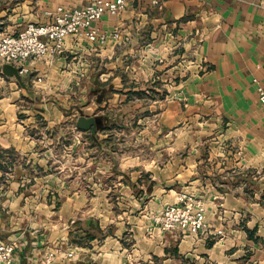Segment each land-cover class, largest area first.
<instances>
[{
  "label": "crops",
  "instance_id": "1",
  "mask_svg": "<svg viewBox=\"0 0 264 264\" xmlns=\"http://www.w3.org/2000/svg\"><path fill=\"white\" fill-rule=\"evenodd\" d=\"M89 1L2 0L0 22L17 32L26 22L47 20L46 10L57 5ZM96 24L118 27L119 37L101 44L68 36L60 52L27 60L29 72L47 71L50 82L69 85L80 66L66 56L103 57V85L96 92L103 91V112L124 99L125 77L138 86L164 80V98L150 102L146 119L137 120L142 129L134 141L144 142V150L106 149L103 159L92 161L96 168L87 181L93 194L78 188L57 209L54 199H36L39 193L5 200L0 240L16 239L15 264H85L89 252L95 264H264V106L254 80L264 83V0H131ZM4 77L0 71V85L10 88L0 86V146L28 154L36 142L24 129L33 124L27 125V114L18 116L19 92ZM40 107L38 113L50 110ZM253 166H260L255 186L249 184ZM102 174L103 185L94 186L93 175ZM180 193L203 201L204 231L153 224V214ZM70 217L94 218L92 229H102L101 238L86 230L82 243L70 239Z\"/></svg>",
  "mask_w": 264,
  "mask_h": 264
},
{
  "label": "rangeland",
  "instance_id": "2",
  "mask_svg": "<svg viewBox=\"0 0 264 264\" xmlns=\"http://www.w3.org/2000/svg\"><path fill=\"white\" fill-rule=\"evenodd\" d=\"M6 25V21L0 22V33L10 32L5 29ZM73 55L75 58L72 60L75 65L79 64L80 69L76 71V76L71 79L69 85H61L57 83V79H51L53 81L50 82L47 71L29 72V69L24 77L21 76L25 86H22L14 75L4 77L6 80L10 78L15 82L13 87L19 92L15 100L16 110H21L18 116L25 117L27 114L24 120L27 125L31 123L33 125L31 129L25 125V134L32 137L31 139L35 140L36 144L28 149V154H22L16 150L14 153L4 152V160H12L13 163H11V168H7L0 175L1 216L4 210L8 209V206L3 205L5 200L12 195H19L20 192L24 195L23 199L30 193H39L36 199H43L47 203L54 199V209L59 208L65 197L78 188H84L87 195L93 194L90 191L92 185H89L87 181L88 174L96 168V165L92 163L93 160L103 159L106 149L139 152L147 147L144 142L134 141L135 134L142 129V123H137V120L146 119L149 113L147 106L150 102L164 98L166 92V89H162L164 80H147L143 82L144 86H138L128 82L124 75L122 88H127L126 91L121 90V93H125L124 99L111 105L108 112H103V95L97 97L96 93L103 85V57L91 56L86 60L79 54H70L66 56V61H69ZM56 57L55 55L54 58ZM60 68L65 69L66 63ZM0 71L2 72V67ZM0 86L5 90H10L6 83L1 82ZM135 86L138 87L135 89L133 88ZM136 102H140V105L133 108L132 105ZM40 103L50 109L48 113L37 112L41 109ZM121 105H124L123 111ZM53 109L59 113H55ZM57 114L59 117H56ZM28 115H31V121H27ZM79 116H93L95 118L94 129L89 128L83 131L77 124ZM13 165L16 167L13 168ZM259 167H251L248 173L252 176L250 185H256V168ZM93 179L96 182L94 186L99 185V180L103 185V174L93 175ZM89 181L92 184V178H89ZM33 184L34 186L31 187ZM32 188L39 189V191L34 192ZM262 193L264 194V191ZM34 203H36L35 200ZM33 206V202L28 201L27 207L32 209ZM159 211L155 212L153 217ZM80 220L85 221V227L82 223L79 224ZM94 220L91 218V222L83 217L72 220L70 217L68 220L69 234H71L69 238L82 243L88 236L86 230H91L95 235H99L98 239H100L103 230L92 229L94 224H97ZM89 224L91 227H88ZM153 224L158 226L154 221ZM97 260L98 258L96 259L90 252L84 257L85 264H95ZM189 263L192 261L189 260L187 264Z\"/></svg>",
  "mask_w": 264,
  "mask_h": 264
},
{
  "label": "built area",
  "instance_id": "3",
  "mask_svg": "<svg viewBox=\"0 0 264 264\" xmlns=\"http://www.w3.org/2000/svg\"><path fill=\"white\" fill-rule=\"evenodd\" d=\"M131 0H91L80 6L57 5L46 10L45 21H29L17 32L0 33V62L11 63L20 74L28 71L27 60L45 58L60 52L68 36L86 37L103 44L109 38H118V27L107 31L96 22L103 14H118ZM157 2V0H152ZM258 101L264 106V83L256 78ZM203 201L193 195L180 193L176 202L165 203L153 221L161 229H177L186 234H196L206 229ZM216 234H223L217 229ZM16 239L0 240V264H15ZM72 255L71 251L66 252ZM53 252L48 254L52 257Z\"/></svg>",
  "mask_w": 264,
  "mask_h": 264
},
{
  "label": "water",
  "instance_id": "4",
  "mask_svg": "<svg viewBox=\"0 0 264 264\" xmlns=\"http://www.w3.org/2000/svg\"><path fill=\"white\" fill-rule=\"evenodd\" d=\"M2 72L7 75H14L22 86H25L21 74L18 72L16 66L11 63H4L2 65ZM77 124L82 129H94L95 127V118L93 116H79L77 118Z\"/></svg>",
  "mask_w": 264,
  "mask_h": 264
},
{
  "label": "trees",
  "instance_id": "5",
  "mask_svg": "<svg viewBox=\"0 0 264 264\" xmlns=\"http://www.w3.org/2000/svg\"><path fill=\"white\" fill-rule=\"evenodd\" d=\"M100 95H103V94L100 93L99 95H97V97H100ZM5 151L13 152L11 149L0 146V169H2V170H6L8 168V166H10L11 163L13 162L12 160H4V152ZM250 233H251V231L249 232V234Z\"/></svg>",
  "mask_w": 264,
  "mask_h": 264
}]
</instances>
